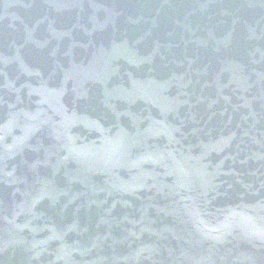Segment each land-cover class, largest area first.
Returning a JSON list of instances; mask_svg holds the SVG:
<instances>
[{"label": "water", "instance_id": "95a60500", "mask_svg": "<svg viewBox=\"0 0 264 264\" xmlns=\"http://www.w3.org/2000/svg\"><path fill=\"white\" fill-rule=\"evenodd\" d=\"M0 264H264V0H0Z\"/></svg>", "mask_w": 264, "mask_h": 264}]
</instances>
